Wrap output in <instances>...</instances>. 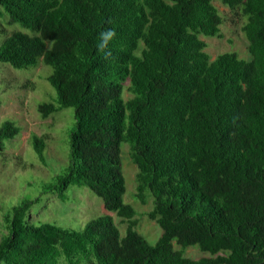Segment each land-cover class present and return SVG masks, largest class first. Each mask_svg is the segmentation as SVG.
<instances>
[{
  "label": "trees",
  "instance_id": "obj_1",
  "mask_svg": "<svg viewBox=\"0 0 264 264\" xmlns=\"http://www.w3.org/2000/svg\"><path fill=\"white\" fill-rule=\"evenodd\" d=\"M220 1L245 19L248 60L205 52L201 36L221 38L212 0H0V18L32 33L7 36L0 63L51 68L41 118L73 109L68 164L45 192L85 187L126 223L122 237L109 215L34 225L26 200L3 211L0 264H264V0ZM19 133L0 124V154ZM44 141L31 134L41 161ZM122 145L161 230L153 244L123 201Z\"/></svg>",
  "mask_w": 264,
  "mask_h": 264
},
{
  "label": "rangeland",
  "instance_id": "obj_2",
  "mask_svg": "<svg viewBox=\"0 0 264 264\" xmlns=\"http://www.w3.org/2000/svg\"><path fill=\"white\" fill-rule=\"evenodd\" d=\"M212 4L222 19L221 38L200 37L207 44L205 52L210 60L227 52H235L242 59H250L248 43L241 31L245 19L238 11H231L224 6L220 0H212ZM7 19V16L0 18V45L14 32L32 35L18 24L9 25ZM51 72V68L42 63L21 70L0 63V124L9 120L20 128L15 138L4 140L5 149L0 154V238L6 232L2 224L3 211L23 201L35 199L38 201L31 205L29 211L30 221L34 225L49 223L78 230L91 219L109 215L122 237L126 228L124 220L115 213L105 211L101 199L87 188L68 186L64 191L65 201L44 190L45 183H52L68 164V142L74 123L72 108H64L45 119L38 112L37 106L49 102L54 94L46 81ZM123 96L127 99L130 94L125 91ZM31 134L45 139L42 161L29 143ZM121 169L126 189L123 201L136 212L137 233L153 244L161 230L146 217L151 209V200L141 205L135 198L136 167L130 160L127 145L121 146ZM174 247L178 248L176 244ZM202 256L208 255L196 247L184 251L186 258L197 259Z\"/></svg>",
  "mask_w": 264,
  "mask_h": 264
},
{
  "label": "clouds",
  "instance_id": "obj_3",
  "mask_svg": "<svg viewBox=\"0 0 264 264\" xmlns=\"http://www.w3.org/2000/svg\"><path fill=\"white\" fill-rule=\"evenodd\" d=\"M115 35L113 31H107L104 33H101V36L103 37L104 40V45L106 46L108 41Z\"/></svg>",
  "mask_w": 264,
  "mask_h": 264
}]
</instances>
